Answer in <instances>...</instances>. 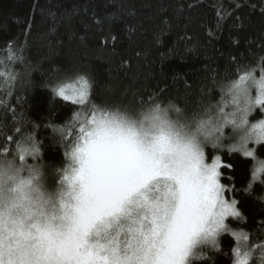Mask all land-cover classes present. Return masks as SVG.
I'll return each instance as SVG.
<instances>
[{
  "label": "snow or ice",
  "instance_id": "obj_1",
  "mask_svg": "<svg viewBox=\"0 0 264 264\" xmlns=\"http://www.w3.org/2000/svg\"><path fill=\"white\" fill-rule=\"evenodd\" d=\"M260 61L237 64L227 85L231 112L209 105L189 114L151 96L139 108H113L93 102L86 75L57 79L53 92L84 115L64 142L67 163L54 189L26 161L41 150L31 136L0 154V264H190L198 246L219 250L227 218L242 217L226 175L235 168L231 153L257 162L245 192L252 181L264 184V160L250 146L264 147V118L250 120L257 109L264 114ZM226 126L239 135L228 157L219 154ZM256 252L264 264V243L233 248V264H250Z\"/></svg>",
  "mask_w": 264,
  "mask_h": 264
},
{
  "label": "trees",
  "instance_id": "obj_2",
  "mask_svg": "<svg viewBox=\"0 0 264 264\" xmlns=\"http://www.w3.org/2000/svg\"><path fill=\"white\" fill-rule=\"evenodd\" d=\"M261 56L264 0H0V154L31 136L41 150L26 161L39 164L54 189L67 163L64 142L84 115L53 92L57 79L86 75L93 102L113 108H139L151 96L189 114L209 105L216 113L237 64H259ZM260 116L257 109L250 120ZM222 143L219 154L228 157L232 143ZM250 146L264 160V147ZM231 158L235 168L226 175L238 189L242 217L227 223L249 237L246 244L264 243V184L252 181L244 191L257 162L239 151ZM219 244L198 246L190 264H233L237 238L222 233ZM259 259L256 252L250 264Z\"/></svg>",
  "mask_w": 264,
  "mask_h": 264
},
{
  "label": "rangeland",
  "instance_id": "obj_3",
  "mask_svg": "<svg viewBox=\"0 0 264 264\" xmlns=\"http://www.w3.org/2000/svg\"><path fill=\"white\" fill-rule=\"evenodd\" d=\"M221 108H224L226 112H231V111H233V107H232V104H231V96H230L229 94H228V97L226 98V101L223 102ZM253 115H256V111L253 112L251 116H253ZM251 116H250V117H251ZM262 118H264V114H261V116H260L259 118H257L255 121H257V120H259V119H262ZM255 121H253V122H255ZM238 139H239V135L233 131L232 127H231V126H226V131H225V133H224V138H223V141H222V142L228 140L230 143L234 144V143H236V141H237ZM250 145H251V142H250ZM252 145H253V144H252ZM254 146H255V145H254ZM229 218H230V217H229ZM227 219H228V218H227ZM226 223H227V220H226ZM229 227H230V226H229ZM230 229H231V231L228 232V233H230V234H232V235H233V233L238 234V233H237L234 229H232L231 227H230ZM238 235H239V234H238ZM233 236L236 237V235H233ZM240 236H241V235H240ZM237 242H238V246H243V245L246 244V241H244V240L242 239V237H241V239H239V240L237 239ZM204 249H206V248L204 247ZM197 256L199 257V255H197ZM259 261H260L259 264H261V260H260V259H259Z\"/></svg>",
  "mask_w": 264,
  "mask_h": 264
}]
</instances>
